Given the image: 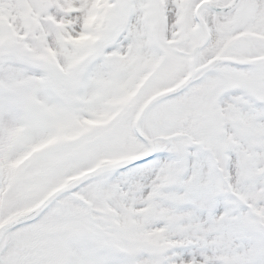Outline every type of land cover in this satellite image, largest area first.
I'll return each mask as SVG.
<instances>
[{
    "label": "snow or ice",
    "instance_id": "obj_1",
    "mask_svg": "<svg viewBox=\"0 0 264 264\" xmlns=\"http://www.w3.org/2000/svg\"><path fill=\"white\" fill-rule=\"evenodd\" d=\"M0 264H264V0H0Z\"/></svg>",
    "mask_w": 264,
    "mask_h": 264
}]
</instances>
